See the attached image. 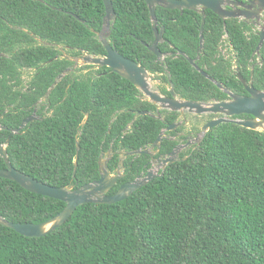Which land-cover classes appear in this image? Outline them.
I'll return each instance as SVG.
<instances>
[{
	"label": "trees",
	"instance_id": "1",
	"mask_svg": "<svg viewBox=\"0 0 264 264\" xmlns=\"http://www.w3.org/2000/svg\"><path fill=\"white\" fill-rule=\"evenodd\" d=\"M112 1L117 20L110 43L153 73L165 95L174 88L188 100L224 98L226 93L179 51L228 86V63L216 57L221 39L228 34L242 62L255 44L248 41L240 23L228 19L225 26L221 17L206 10L205 47L200 55L202 14L158 6L159 26L166 29V41L159 48L168 53L158 60L148 48L155 33L146 1ZM105 14L103 0H0V53L8 55L0 58L2 125L18 127L34 111L5 112V105L14 102L8 73L19 79L21 68L53 57L45 45L30 46L33 38L105 55L96 34ZM66 62L55 60L39 69L28 92V106L45 95ZM91 67L98 68L82 69ZM69 80L64 78L50 95L52 109L13 135L7 145L16 169L52 186L78 188L99 179L100 156L112 142L114 149H141L155 141L165 121H172L174 112L165 110L164 121L140 115L133 122L137 113H154L157 106L108 67L91 75L77 74L67 88ZM8 135L9 131L0 130V143ZM118 159L110 162L111 171ZM131 160H126L125 175L109 195L133 179L137 165L132 167ZM2 168L6 162L0 157ZM65 206L59 199L0 177V215L9 221L41 223ZM0 264H264V132L222 123L209 130L188 159L173 163L163 176L127 199L79 206L62 226L44 236L28 237L0 223Z\"/></svg>",
	"mask_w": 264,
	"mask_h": 264
},
{
	"label": "water",
	"instance_id": "2",
	"mask_svg": "<svg viewBox=\"0 0 264 264\" xmlns=\"http://www.w3.org/2000/svg\"><path fill=\"white\" fill-rule=\"evenodd\" d=\"M106 8V14L103 19V27L101 31H97L99 40L106 48L105 55H94L84 52L83 56L77 59L76 68L82 65H95L97 67H108L113 72L119 74L121 77L129 80L135 85L144 95L145 99L154 103L157 106L158 110H168L172 112H178L181 114H203V113H221L222 116L215 118L206 125L203 126L202 138L206 133L226 122H235L236 124L246 127L252 130H262L264 121H259L258 119L264 118V91H253L251 97H240L234 95L230 90L225 88L221 83L213 79L206 71L201 69L194 59H189L191 64L199 70L204 76L214 81L222 90L228 93L230 96L234 97L233 100L225 101H196L188 100L181 98L174 88H171V96L163 94L160 90H156L153 85L152 74L145 68L141 62L137 60H132L130 58L122 55L109 41V37L112 34V26L117 20V13L112 0H103ZM148 8L150 10L151 20L153 22V30L155 33V40L152 45H148V48L158 57L159 60L165 58L159 48V44L164 41L165 27L159 28L158 18H157V7L161 6L167 9H178L183 12L185 9L197 11L202 14V25L200 29V38H201V47L204 45V27L206 23V10L210 9L211 11L218 14L226 23V20L231 17H239L234 15L227 7H230L232 0H145ZM60 11L62 9L55 8ZM77 19H80L77 15H74ZM263 42V41H262ZM262 42L260 45H262ZM180 54H184L180 52ZM7 56L6 53H0V58ZM70 71V69L68 70ZM67 71L60 73L55 79L54 83L50 86L48 91L45 94V97H49L55 87L62 81ZM252 113L255 115V118L252 120H233L230 119V116L239 113ZM140 115H149L153 118L158 117L162 119V116H158L151 111H141L137 113L133 119V122ZM89 114L86 115V120L88 119ZM39 117L37 116V111L34 112L31 116L26 118L21 125L12 130L10 136L5 143H0V157H2L6 162V168L0 169V177L7 178L9 180L17 182L24 189L31 191L33 193L41 194L48 196L54 199H59L66 203L65 208L58 213L56 216L41 222V223H15L9 221L2 215H0V223L3 225L14 229L18 233L28 236V237H41L46 234H49L62 226L75 212V210L84 204L87 203H99V204H113L119 201H123L130 197L135 191L141 187L147 185L150 181L155 178L154 173H149L146 178L141 179L137 178L132 182L123 184L118 191L109 195L108 193L113 189L121 175V169L119 168L118 173H113L109 169V160L110 159H101L99 160V171L100 178L82 185L81 187L76 188L75 185H67L64 187H55L38 179L31 177L30 175L21 172L16 169L10 160L7 145L10 142L11 137L14 134L20 133L29 123L34 122ZM86 121H84V124ZM130 123L127 126V130L131 127ZM175 126V125H174ZM163 131L158 136L154 142V146L161 145L163 139ZM80 143L77 142V156L79 155ZM112 148L110 149L111 153ZM138 153H147V148L145 150L138 149L131 152L121 151L120 154L123 155L121 163L124 165V158L131 154ZM103 154V153H102ZM111 155V154H110ZM175 155V152L172 153ZM171 157L167 160L170 163H174L176 159ZM78 166L77 159L75 160V169L73 179L76 175ZM116 171V172H117Z\"/></svg>",
	"mask_w": 264,
	"mask_h": 264
},
{
	"label": "flooded vegetation",
	"instance_id": "3",
	"mask_svg": "<svg viewBox=\"0 0 264 264\" xmlns=\"http://www.w3.org/2000/svg\"><path fill=\"white\" fill-rule=\"evenodd\" d=\"M231 2L232 4L230 5V7H227V8L234 15H238L239 17H231L228 19L240 23L243 26L244 33L247 36L248 41L254 42L255 44L253 45V48L250 49V54L246 58L245 62H242L239 57V51L237 50L235 44L232 43L228 39V34H225L223 38L221 39V44L218 47V54L216 55V57L218 56L219 58L224 59L228 63L227 74L229 75V79H228L229 85L225 86L224 83L217 81L207 71L206 72L213 79H215L217 82L221 83L225 88L230 90L234 95H237L240 97H251L252 90L253 91H264V0H232ZM185 10H188V9H185ZM227 20H226V23L224 22L225 26L227 24ZM162 27L164 26H159L160 29ZM165 41H166V38L164 34V41H162L161 43ZM261 42H262V45H260ZM24 45H25V42H24ZM29 45L35 46V47L40 46V45H45L49 47V50L51 51V54H53V57L45 62L39 61L32 66H29V67L26 66V67L21 68L18 72V74L20 75L19 79L18 78L13 79L12 76H14V74L11 71L10 73H8L9 83L10 85L12 84L10 91H11V94L13 95L12 100L14 102L5 105V112L11 109L16 110V109L33 108L34 111L32 114H34V112L37 111V116L40 118L43 112H46L52 109V103L49 102L50 96L46 98L44 95L40 99H37L36 101H34V103L30 106L26 104V101L29 100L28 97H30L28 92H29V89L31 88V83L33 79L36 77V74L37 72H39V69L41 67L51 62H54L55 60L67 61L66 63H64L65 65L61 71V73L67 71L64 78L68 77L70 79L68 82L67 88H69V86L75 81L77 74L91 75V72L95 74L96 70L99 67L98 68L91 67V68L82 69L84 66H86V65H82L76 68L77 59L83 56L84 53L83 52L80 53L76 51L74 47L69 46V45H63V44H58L56 42L46 41L39 37H34L33 41H31ZM204 47H205V33H204L203 47H201V38H200V48H199L200 55ZM247 51H249V49H247ZM180 52H183V51H179V54ZM162 53L165 54V58L168 56V53H164V52ZM183 53L184 54H181V55L185 56L188 60L193 59V58H190L185 52ZM200 55L198 56V58H200ZM69 69L70 71H68ZM151 74H152L153 79L157 80L155 79V75L153 73ZM57 76L55 77V79L57 78ZM159 86H161V82ZM222 91L226 93L224 90ZM170 93H171V88H170ZM135 95L138 97V93H135ZM167 96H171V94ZM233 99L234 97L232 95L230 96L228 93H226V96L224 98L212 99V100L225 101V100H233ZM164 111L165 110H158L156 107V111L154 112V114H156L157 116L160 114L162 116V119L160 120L164 121L166 117V113ZM172 114H173L172 121H168V122L165 121V126L161 129V131L158 134L159 136L162 131L164 132L160 147L154 146V142L158 138L157 136L155 141H153L152 143L146 144L145 146H142L141 149L143 150L147 148V153H138V154H131V155L126 156L124 158V165L121 163L123 155L120 154V152L123 151V149L122 150L114 149V142H112L111 147L108 150L102 152L103 153L101 154L103 155L102 159L103 160L110 159L109 164L115 156H118L119 158L118 165L112 172L116 174L118 173L117 170L120 168L122 172L120 179L124 177L125 175L126 160L129 157H132V160H131L132 167L134 166L133 164L136 163L137 165L136 170L131 172L134 175L133 179L122 183L121 186L125 183L132 182L136 180L137 178L144 179L147 177L149 173H154L156 175L155 178L163 176L167 168L173 164L167 161L171 157L173 152H175V155H172V157L176 159L174 163L182 162L188 159L189 156L198 148V146L201 144V142L204 140L205 136L209 132L208 131L206 135L204 136V138H202L203 126L206 125V123H208L209 121L222 116L221 113H218V114L203 113V114L197 115V114H190V113L181 114L178 112L177 113L174 112ZM3 116L4 114L0 116V120L3 118ZM254 118H255L254 114L246 113V112L234 114L230 116V119H233V120H252ZM258 120L264 121V118H260ZM18 127H8L5 125H2L0 122V130L9 131L8 137L10 136L11 131ZM261 128L264 129V123H263V126H261ZM257 131L264 132L262 130H257ZM111 148L112 150L110 153ZM126 152H131V151H126ZM100 159H101V156H100Z\"/></svg>",
	"mask_w": 264,
	"mask_h": 264
},
{
	"label": "rangeland",
	"instance_id": "4",
	"mask_svg": "<svg viewBox=\"0 0 264 264\" xmlns=\"http://www.w3.org/2000/svg\"><path fill=\"white\" fill-rule=\"evenodd\" d=\"M153 81V85H154V88L156 89V90H159V85H160V82L158 81V80H152Z\"/></svg>",
	"mask_w": 264,
	"mask_h": 264
}]
</instances>
